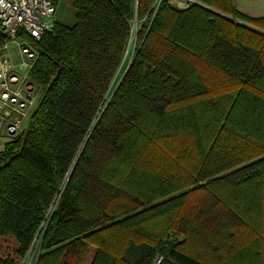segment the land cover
<instances>
[{
    "label": "trees",
    "instance_id": "16d2710c",
    "mask_svg": "<svg viewBox=\"0 0 264 264\" xmlns=\"http://www.w3.org/2000/svg\"><path fill=\"white\" fill-rule=\"evenodd\" d=\"M72 4L29 39L43 96L0 152V264L45 229L38 264H264V35L196 3Z\"/></svg>",
    "mask_w": 264,
    "mask_h": 264
},
{
    "label": "built area",
    "instance_id": "2783aa9c",
    "mask_svg": "<svg viewBox=\"0 0 264 264\" xmlns=\"http://www.w3.org/2000/svg\"><path fill=\"white\" fill-rule=\"evenodd\" d=\"M56 12L54 0H0V133L4 130L10 142L24 132L23 122L38 107L39 95L30 75L21 79L15 71L8 44L20 45L31 69L36 51L29 39L40 41L51 32ZM162 260L158 258L155 264Z\"/></svg>",
    "mask_w": 264,
    "mask_h": 264
},
{
    "label": "rangeland",
    "instance_id": "374dc122",
    "mask_svg": "<svg viewBox=\"0 0 264 264\" xmlns=\"http://www.w3.org/2000/svg\"><path fill=\"white\" fill-rule=\"evenodd\" d=\"M170 1L173 2V4H175L176 6L182 8L188 6L190 3H196L198 5H201L203 8L212 11L217 16L233 20L240 27L243 26L249 29H256L257 31L261 32V35H264V25L254 20L264 17V0H230V4L233 5V7L235 8V10L238 11V13H233L232 11H228L227 9L225 10L224 8L218 7L214 4L209 5L207 3L197 2L195 0ZM56 2L57 13L55 15V18L57 19V21L67 26H73L76 23V9L73 7L72 0H56ZM154 11L156 12V10ZM134 23L135 25L133 28V34L127 47L125 63H123L124 65H122L123 69H121L119 76L116 78L117 81L115 82V85L111 92H114L115 86L119 85L120 78L125 73L126 69H128V67L130 66L132 55L134 56L136 49V39L138 32L142 30V22L134 21ZM31 46L34 48L33 45ZM8 51L11 56V63L13 64L14 69L18 73L19 77L23 79L28 76L30 73V67L27 66V64L31 63V61H29L28 56L22 52L20 45H18L17 42H11L8 44ZM37 94L39 95L40 100L43 96V92L38 90ZM30 117L31 114L24 120L22 126L23 131L28 128ZM9 142L10 141L6 132L3 130L0 133V152L6 150L9 145ZM261 215L264 216V211L261 212ZM44 235H42L39 242L35 243V245L32 247L31 252L28 254L29 256L23 259L20 264H26L27 260L28 264H38L41 253V242ZM94 252L95 251L93 248L88 247L87 252L82 255L80 254L81 257H85V260L82 264H89L91 259L94 257ZM74 262L77 261L75 260Z\"/></svg>",
    "mask_w": 264,
    "mask_h": 264
},
{
    "label": "water",
    "instance_id": "95a60500",
    "mask_svg": "<svg viewBox=\"0 0 264 264\" xmlns=\"http://www.w3.org/2000/svg\"><path fill=\"white\" fill-rule=\"evenodd\" d=\"M46 232V229L44 230V233ZM44 233H43V235H44Z\"/></svg>",
    "mask_w": 264,
    "mask_h": 264
}]
</instances>
